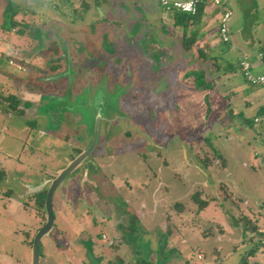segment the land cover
I'll list each match as a JSON object with an SVG mask.
<instances>
[{
    "label": "rangeland",
    "instance_id": "1",
    "mask_svg": "<svg viewBox=\"0 0 264 264\" xmlns=\"http://www.w3.org/2000/svg\"><path fill=\"white\" fill-rule=\"evenodd\" d=\"M229 2L234 47L220 44L203 59L198 46L185 51L167 42V29L153 22L158 0H27L31 26L24 33L7 27L21 19L22 0H0V85L23 111L0 103V264H29L26 232L29 240L42 215L25 203L27 195L80 146L79 125L93 124L97 96L111 120L102 121L98 145L55 191L40 264H120L122 255L126 264L135 256L157 264L163 249L175 264H194L199 254L198 264L239 261L247 246L236 218L264 217V135L252 109L244 123L229 106L236 109L246 91L264 92L248 85L236 63L249 50L248 32L264 41V0ZM10 52L22 69L5 59ZM21 53L34 58L21 60ZM196 69L211 87L196 86ZM205 137L224 166L210 151L209 160L201 157L210 148ZM219 182L230 192L226 200ZM197 190L209 200L201 210L192 198ZM111 242L122 244L119 251ZM257 260L264 264V255Z\"/></svg>",
    "mask_w": 264,
    "mask_h": 264
},
{
    "label": "flooded vegetation",
    "instance_id": "2",
    "mask_svg": "<svg viewBox=\"0 0 264 264\" xmlns=\"http://www.w3.org/2000/svg\"><path fill=\"white\" fill-rule=\"evenodd\" d=\"M185 51H189V50H185ZM55 64H57V63L53 62V64L51 63L49 66L52 67ZM59 77L60 76L52 77V78L50 77V78L51 79H57ZM202 88H204V87H202ZM28 103H29L28 105L25 104L26 107H30V106L33 105L32 102H28ZM96 104H97V107H95V114L93 115V120H94L93 124H90V121H89L88 124H85L84 122L83 123L81 122L82 124L85 125L84 127H82L83 125H79V127H81V128H79L80 130H79V133L77 134L76 140L80 142V146L78 144H76L75 146L70 147V151L68 153L69 160L67 161V164L62 166L61 168H59L57 170L58 172L56 173V175L51 176L49 179L46 180V181H49V183L46 186L37 189L35 192H33L31 194H28L27 195V199L29 201H26L25 203L30 202L32 204V207L34 208V202H33V199L31 198V196L34 193L45 190L46 191L45 198H46V194H47V191H48V189H49V187L51 185L52 180L55 177H57L58 174L63 169H65L72 160H74L76 157H78L84 151H86V150L89 151L87 153V155L85 156V158L77 166H75L60 181V183L55 188V191L61 185V183L63 182V180L66 177H68L73 171H75L78 167H80L86 161V159H88L90 153H92V151L98 145L99 138H100V135H101V130H102V121H110L111 120V118H108V119L105 118L102 115V113H101V109L104 106V101L101 99V97L97 96ZM65 117L66 116H64V114H63V121L64 122L62 121V124H65V121H66ZM129 133H130L129 131H126L125 135L128 138H131ZM204 139H206L207 144L209 145L210 148H208L205 152H203L201 157L203 159H205V158L208 159V157L211 154L207 153V152L210 151L213 154L211 156L212 157L214 156L215 160H217V161L221 160L220 165L224 166L225 162H224V160L221 159V154L218 153V150L213 146V143L211 142V140H209V138H207V137H205ZM103 152H104V150H103ZM97 156L98 155L95 156V159L97 158ZM148 156L145 157V160L148 159L147 158ZM93 158H92L91 164H94ZM226 188H227V186L225 184H223L222 182H219V184L216 185V189H218L221 192V194L223 193V195H222L223 200H226L228 198L227 196L230 195V192ZM55 191L53 193V196L55 194ZM194 193L201 194V192L199 190L195 191ZM205 200H208V199H205ZM177 204H180L181 206H177ZM259 205H261V204H259ZM174 207L179 209L180 212L183 211L182 210L183 206H182L181 203H176L174 205ZM52 208H53V197H52ZM44 210H45V200H44ZM259 210H261V209H259ZM53 216H54V211H53ZM236 221L242 227L240 229L241 233H243L242 238H241V242L244 243L243 245L247 246V248L243 251L242 255L239 258V261L237 263H235V264H259V261L257 260L258 256L259 255H264V217H263V215L259 214L258 217L253 216L251 218L247 214L240 213V215L236 218ZM45 223H46V210H45V213H44V215L42 217L41 225L36 230H34V232L31 235V238L29 240L27 239V236H28L29 233L26 232L25 240H26V242L28 243V245L31 248V253H32V247H33V239H34L36 233L44 226ZM53 226H54V223H53ZM52 229H53V227H52ZM52 229L50 230L49 233H51ZM102 236L104 237V235H102ZM110 245H111L112 250L119 251V249L121 248L122 244L121 243L119 244V242H111ZM162 247L164 248L163 245H162ZM164 250L165 249H163V252H160L159 262L157 264H175L174 261L170 260V258H168L167 256L165 257ZM39 255H40V257H39V264H40V261H41V258H42L41 257L42 256V253H41V239H40V242H39ZM138 258H139L138 256H135L133 264H135V262H136V260ZM142 258H144V257H142ZM146 259H148V258H146ZM202 260H203V257H202L201 254H199L197 256V259H196L197 262L194 263V264H198V262L202 261ZM149 261H151V260H149ZM117 262H119L120 264L121 263L122 264H126V259L124 260V256L122 255V256H119V259L117 260ZM151 262L153 264H156L153 261H151ZM29 264H32V254H31V260H30Z\"/></svg>",
    "mask_w": 264,
    "mask_h": 264
},
{
    "label": "crops",
    "instance_id": "3",
    "mask_svg": "<svg viewBox=\"0 0 264 264\" xmlns=\"http://www.w3.org/2000/svg\"><path fill=\"white\" fill-rule=\"evenodd\" d=\"M25 1L27 0H22V4L20 6V12L21 13V19H15L20 23L23 22H29L26 19V15H24V12L28 10V7H26V3ZM229 2V0H227ZM156 2V1H155ZM230 4V2H229ZM231 5V4H230ZM232 7V6H231ZM34 10H31V13H33ZM159 17L154 20L153 22H160L161 26L167 29L168 32V36H171L170 38H172L170 41H167L168 43H181L182 45V38H183V32H184V27L182 25H174L173 24V16L172 13H168L165 12L162 8L159 10ZM203 13L204 16L202 18V20L193 26H189V28H187L186 33L187 35L191 32V30H196L197 31V42H196V46H198V48H202L203 51L205 52V54L208 56V54H212V56H215L216 54H214V52L217 51V49H219V45L220 44H224L219 41L218 37H217V26H218V22H219V16L221 13V10L219 8H213L211 6H204L203 7ZM22 18H24V20H22ZM175 34V35H174ZM166 35V34H165ZM175 38H176V42H175ZM246 42L248 44L249 50H241V55L240 57H242L243 55H246L249 60L251 61V72L253 74H261L264 73V57L262 52L259 51V47L261 45H264V41L261 44L256 43V41L254 40V37L251 35L250 32H248V36L246 39ZM256 44H257V49H256ZM228 47H234V43H233V39H232V35H231V43H229ZM197 48V47H196ZM195 49H191V50H196ZM189 50V51H191ZM2 52V51H1ZM3 52L0 55L3 57ZM15 54L10 52L5 54V59L7 58V60L9 61V59H14L13 56ZM19 56V55H18ZM21 60H32L34 58V54H20ZM218 57V56H216ZM237 59L236 63H238L239 58ZM14 61V60H13ZM239 66V65H238ZM247 82V81H246ZM248 83V82H247ZM249 85V83H248ZM9 90L8 88L3 87V85H0V90ZM11 92V90H10ZM237 93V92H236ZM15 94V93H14ZM232 105V104H231ZM250 108L254 111V116L255 117H261V121L260 122H254V125L257 126L256 132L258 134L264 135V92H256V91H246L245 93H243V95H241L239 97V100L237 102V107L236 109H234V106H229V109L231 111L232 115H236L241 117L242 119H244L245 116V111ZM259 110H262V112H259ZM258 113V114H257ZM244 123H245V119H244Z\"/></svg>",
    "mask_w": 264,
    "mask_h": 264
},
{
    "label": "trees",
    "instance_id": "4",
    "mask_svg": "<svg viewBox=\"0 0 264 264\" xmlns=\"http://www.w3.org/2000/svg\"><path fill=\"white\" fill-rule=\"evenodd\" d=\"M99 3H100V0H95V4L98 5ZM83 5L85 7H89V4L87 2H83ZM203 7L204 6L201 5L199 7V10L195 14H190V13H186V12H179V11H176V12L172 13L173 24L175 26L176 25H182L184 27L183 38H182V46H183V48L185 50H191L196 45V42H197V31L195 29L191 30V32L187 35L186 30H187V28H189V26L196 25L202 20V18L204 16ZM10 23H11V25H9L7 27L9 29H12V30H17L19 33L20 32L24 33L25 31L27 32L28 29H30V26H31V23H29V22L20 23L17 20H15L14 18H12ZM18 23L23 25L19 29H17V24ZM225 45L227 47L229 46L228 43H225ZM259 51L262 52L263 57H264V45H261L259 47ZM197 52H198L199 56H201L203 59H207V56H206V54H205V52L203 51L202 48H198ZM56 66H58V65L55 64V65L52 66V68L56 67ZM226 68L229 69V70H232L233 64L231 62H228L227 65H226ZM190 74L194 75L195 84H196V86L198 88L211 87V83L209 81H205V76H204V73H203L202 69L192 70ZM0 103L1 104H5L8 108H10L13 111H16V112H18L20 114L23 113V111L21 109H19L20 99H18V97L14 93L10 92L9 90H4V89L0 90ZM28 104L29 103L27 102V105ZM259 112H262V110H259L258 113ZM254 118H255V116L253 117V121H254ZM246 122L249 123V121H247V120H246ZM5 178H6L5 170L0 168V180H3ZM45 193H46V191L43 190V191L36 192V193H34L31 196V198L33 199V202H34V208L36 209V211L41 213L40 215H42V217H43V215L45 213V210H44ZM192 198H193V200L195 202H197L198 210H201V209L205 208L208 205V203H209V200L202 199L200 197L199 193H194L192 195ZM177 206H181V205L177 204ZM135 264H153V263L151 261H149L148 259H146V258L139 257L136 260Z\"/></svg>",
    "mask_w": 264,
    "mask_h": 264
},
{
    "label": "built area",
    "instance_id": "5",
    "mask_svg": "<svg viewBox=\"0 0 264 264\" xmlns=\"http://www.w3.org/2000/svg\"><path fill=\"white\" fill-rule=\"evenodd\" d=\"M160 6L165 12L173 13L176 11L195 14L201 5L219 8L221 10L219 22L217 26V36L222 43H231V29L230 21L233 16V8L227 0H158ZM0 50V55H1ZM10 65H15L18 68L22 67L16 65L12 59H9ZM240 71L242 72L245 80L252 85H259L264 87V73L253 74L251 72V61L246 55H243L238 60ZM261 117H255L254 122H260Z\"/></svg>",
    "mask_w": 264,
    "mask_h": 264
},
{
    "label": "water",
    "instance_id": "6",
    "mask_svg": "<svg viewBox=\"0 0 264 264\" xmlns=\"http://www.w3.org/2000/svg\"><path fill=\"white\" fill-rule=\"evenodd\" d=\"M89 151L86 150L74 160H72L69 165L63 169L57 177H55L51 185L47 191L45 198V210H46V223L44 226L36 233L33 239V247H32V264H39V242L42 236L48 234L53 227L54 216H53V208H52V197L55 191V188L60 183V181L75 167L77 166L87 155Z\"/></svg>",
    "mask_w": 264,
    "mask_h": 264
}]
</instances>
